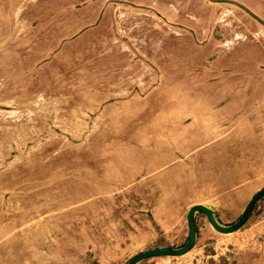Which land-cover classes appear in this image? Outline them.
I'll return each instance as SVG.
<instances>
[{"label": "rangeland", "instance_id": "rangeland-1", "mask_svg": "<svg viewBox=\"0 0 264 264\" xmlns=\"http://www.w3.org/2000/svg\"><path fill=\"white\" fill-rule=\"evenodd\" d=\"M213 11L0 0V264H125L182 246L193 204L240 216L264 186V77L183 91L213 84ZM194 225L185 254L135 264H264V195L236 231Z\"/></svg>", "mask_w": 264, "mask_h": 264}, {"label": "crops", "instance_id": "crops-1", "mask_svg": "<svg viewBox=\"0 0 264 264\" xmlns=\"http://www.w3.org/2000/svg\"><path fill=\"white\" fill-rule=\"evenodd\" d=\"M213 10V84L203 89L188 85L183 91H246L239 87L264 77V0H213ZM203 103L205 108L216 105L207 99Z\"/></svg>", "mask_w": 264, "mask_h": 264}, {"label": "water", "instance_id": "water-1", "mask_svg": "<svg viewBox=\"0 0 264 264\" xmlns=\"http://www.w3.org/2000/svg\"><path fill=\"white\" fill-rule=\"evenodd\" d=\"M263 195L264 186L257 190L254 195L248 200L240 216L233 223L228 225H223L219 223L215 218L213 209H211L210 207L200 203L193 204L189 207L186 213V227L188 235L185 243L182 246L146 249L132 256L125 264H135L143 259L152 256H179L188 252L194 245L196 238V231L194 225V215L196 212H202L206 216V219L209 224L218 232L230 233L236 231L244 224L255 202Z\"/></svg>", "mask_w": 264, "mask_h": 264}]
</instances>
